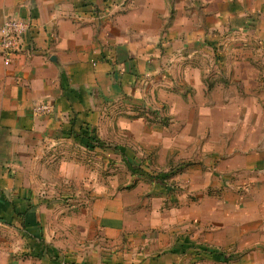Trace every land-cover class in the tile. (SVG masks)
Instances as JSON below:
<instances>
[{
    "label": "crops",
    "instance_id": "obj_1",
    "mask_svg": "<svg viewBox=\"0 0 264 264\" xmlns=\"http://www.w3.org/2000/svg\"><path fill=\"white\" fill-rule=\"evenodd\" d=\"M8 17L31 29L0 55V264H264V0H0ZM89 132L188 165L132 184Z\"/></svg>",
    "mask_w": 264,
    "mask_h": 264
},
{
    "label": "trees",
    "instance_id": "obj_2",
    "mask_svg": "<svg viewBox=\"0 0 264 264\" xmlns=\"http://www.w3.org/2000/svg\"><path fill=\"white\" fill-rule=\"evenodd\" d=\"M82 8L92 16L100 13V8L93 4V2H84ZM154 116V122L160 124H167V118H162L158 110L150 111ZM90 133V134H89ZM89 135H85L88 138L86 146L91 150H96V148H101L107 150L112 148V152L120 154L122 160L124 161L126 169L133 176L132 184H135L137 180H147L151 183H159L161 185L169 186L173 183V178L182 172L183 168L188 165V163H181L180 165L169 167L168 169H159L153 162L150 156H141L135 151H130L118 145H108L105 143L97 134L89 132ZM132 184L130 186H132ZM169 190V187H168Z\"/></svg>",
    "mask_w": 264,
    "mask_h": 264
},
{
    "label": "built area",
    "instance_id": "obj_3",
    "mask_svg": "<svg viewBox=\"0 0 264 264\" xmlns=\"http://www.w3.org/2000/svg\"><path fill=\"white\" fill-rule=\"evenodd\" d=\"M100 14L94 17L99 19ZM31 24L24 18L8 17L0 29V55L6 63H10L12 55L23 46L24 36L30 31ZM52 104L48 102L37 103L34 110L37 113L50 112Z\"/></svg>",
    "mask_w": 264,
    "mask_h": 264
},
{
    "label": "rangeland",
    "instance_id": "obj_4",
    "mask_svg": "<svg viewBox=\"0 0 264 264\" xmlns=\"http://www.w3.org/2000/svg\"><path fill=\"white\" fill-rule=\"evenodd\" d=\"M139 153V152H138ZM88 156V154H86ZM96 155V154H95ZM141 155V154H140ZM143 155H146L145 153ZM94 156V155H93ZM84 157V156H82ZM119 159H121V156L119 154H115L114 152L112 153V161L110 162L108 168H106V170L103 168L102 164H97V170H99L101 173L106 171V175L107 174H111L114 175L116 174L119 170L117 169L118 165L117 162L119 161ZM124 171V170H122ZM126 173L128 174V170L126 171Z\"/></svg>",
    "mask_w": 264,
    "mask_h": 264
}]
</instances>
